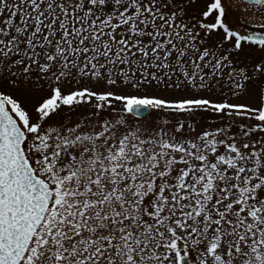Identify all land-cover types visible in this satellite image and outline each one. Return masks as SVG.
Wrapping results in <instances>:
<instances>
[{"label": "snow or ice", "instance_id": "obj_1", "mask_svg": "<svg viewBox=\"0 0 264 264\" xmlns=\"http://www.w3.org/2000/svg\"><path fill=\"white\" fill-rule=\"evenodd\" d=\"M0 264H264V0H0Z\"/></svg>", "mask_w": 264, "mask_h": 264}, {"label": "rangeland", "instance_id": "obj_2", "mask_svg": "<svg viewBox=\"0 0 264 264\" xmlns=\"http://www.w3.org/2000/svg\"><path fill=\"white\" fill-rule=\"evenodd\" d=\"M199 130V129H198Z\"/></svg>", "mask_w": 264, "mask_h": 264}]
</instances>
